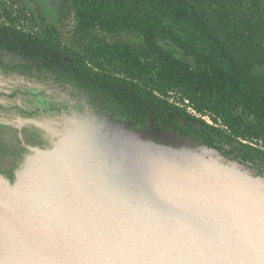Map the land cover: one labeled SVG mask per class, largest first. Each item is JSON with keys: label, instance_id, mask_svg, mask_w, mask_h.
I'll return each mask as SVG.
<instances>
[{"label": "water", "instance_id": "obj_1", "mask_svg": "<svg viewBox=\"0 0 264 264\" xmlns=\"http://www.w3.org/2000/svg\"><path fill=\"white\" fill-rule=\"evenodd\" d=\"M34 100L51 103L6 122L35 137L0 168V264H264L254 152L57 88Z\"/></svg>", "mask_w": 264, "mask_h": 264}, {"label": "trees", "instance_id": "obj_2", "mask_svg": "<svg viewBox=\"0 0 264 264\" xmlns=\"http://www.w3.org/2000/svg\"><path fill=\"white\" fill-rule=\"evenodd\" d=\"M71 3L81 33L99 29L110 35L134 34L141 42L138 48L121 41L92 45L84 53L85 65L115 77L105 71L122 59L130 61L131 71L123 80L140 86L153 100L195 120L186 109L164 99L173 92L181 103L188 101L194 111L209 115L224 128L200 120L203 127L227 133L242 146L240 140H246L261 142L264 148V78L255 72L264 66V0ZM166 44L179 50L183 59L164 47ZM243 147L247 155L254 152L264 162V150Z\"/></svg>", "mask_w": 264, "mask_h": 264}, {"label": "flooded vegetation", "instance_id": "obj_3", "mask_svg": "<svg viewBox=\"0 0 264 264\" xmlns=\"http://www.w3.org/2000/svg\"><path fill=\"white\" fill-rule=\"evenodd\" d=\"M13 3L0 0V168L24 153L22 139L35 137L32 131L6 122L19 114L38 113L24 108L50 104L34 99L48 98L49 90L55 88L87 97L93 103L102 102L130 120L144 124L154 121L159 128L192 135L219 150L235 143L224 133L196 126V120L153 100L140 86L92 70L79 53L61 45L54 34L44 32L22 12L13 13L17 7ZM239 150L246 152L243 146Z\"/></svg>", "mask_w": 264, "mask_h": 264}, {"label": "rangeland", "instance_id": "obj_4", "mask_svg": "<svg viewBox=\"0 0 264 264\" xmlns=\"http://www.w3.org/2000/svg\"><path fill=\"white\" fill-rule=\"evenodd\" d=\"M205 3L209 5V2L206 1ZM13 4L17 6L14 8L16 11L14 10L13 13L22 12L26 15L29 21L34 22L44 32H53L61 45L74 50L82 57H84L85 51L90 49L92 45L103 46L104 44H112L119 41L129 42L131 45H135L136 48L141 45L139 37L134 34L122 33L110 35L99 29L90 33H81L77 29V21L71 0H18ZM210 13L213 16L217 15L212 11ZM164 47L172 49L176 56L183 59L182 53L173 46L166 44ZM130 65H132L130 61L122 59L117 62L113 68H109L105 72L123 79L126 77V74L131 71ZM89 66L95 68L93 67L92 62H89ZM96 69L100 71L99 67H96ZM255 72L264 78V66L256 68ZM164 99L179 109H185L173 92L170 93L168 98ZM185 112L190 114L187 110ZM192 116L196 121L202 120L195 115ZM215 128L223 129L220 126ZM240 142L244 144L243 146H250L255 149L264 150L263 145L261 147L256 141L240 140Z\"/></svg>", "mask_w": 264, "mask_h": 264}, {"label": "built area", "instance_id": "obj_5", "mask_svg": "<svg viewBox=\"0 0 264 264\" xmlns=\"http://www.w3.org/2000/svg\"><path fill=\"white\" fill-rule=\"evenodd\" d=\"M188 101H185L184 103H182V106L191 114V115H195L199 118H201L203 121H205L207 124L214 126V127H222L224 128L221 124H216L213 122L212 118L209 115H202L197 113L196 111H194L190 106L187 105ZM260 146L262 147V143L260 142Z\"/></svg>", "mask_w": 264, "mask_h": 264}]
</instances>
